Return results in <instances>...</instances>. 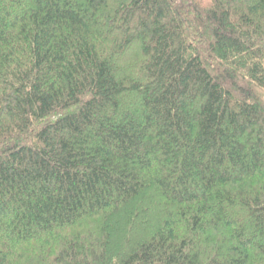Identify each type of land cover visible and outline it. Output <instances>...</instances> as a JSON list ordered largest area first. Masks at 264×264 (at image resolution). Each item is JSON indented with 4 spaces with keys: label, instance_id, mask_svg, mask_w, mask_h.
Masks as SVG:
<instances>
[{
    "label": "trees",
    "instance_id": "1",
    "mask_svg": "<svg viewBox=\"0 0 264 264\" xmlns=\"http://www.w3.org/2000/svg\"><path fill=\"white\" fill-rule=\"evenodd\" d=\"M0 264H264V0H0Z\"/></svg>",
    "mask_w": 264,
    "mask_h": 264
}]
</instances>
